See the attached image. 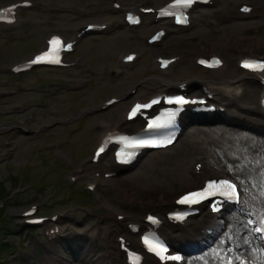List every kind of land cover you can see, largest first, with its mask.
Listing matches in <instances>:
<instances>
[{"label": "rangeland", "instance_id": "rangeland-1", "mask_svg": "<svg viewBox=\"0 0 264 264\" xmlns=\"http://www.w3.org/2000/svg\"><path fill=\"white\" fill-rule=\"evenodd\" d=\"M13 1L15 0H0V6ZM139 1L142 0H124L126 5H133ZM165 1L167 0H152L153 6H159ZM237 1L223 0L220 6L233 10ZM44 2L46 5L58 6L60 11L53 14L35 11L28 15L31 18V26L25 31L13 35H4L0 32V78L6 77L2 71L3 67L34 52L46 31L55 30L71 34L87 21L101 22L107 18L116 20V27L113 34L108 37L89 36L81 43L79 57L86 62V68L96 74L94 81L82 91L74 92L66 87L56 91L49 80L63 82L61 77L64 79L65 77L60 72L46 70L15 82L12 88L17 91V95L10 101H0V109H8L13 104L27 106L25 110L11 118L0 116V144L5 134L11 133L16 136L13 153L0 165V182L5 185L7 192L23 188L25 193L19 199L30 200L38 196L37 200L18 208L20 211L27 209L31 204L39 203L46 214L61 211L68 212L71 216L70 220L64 223L66 229L64 235L67 238L62 243L54 245L56 252L52 254H49L46 248L45 251L42 250L40 242L44 239L43 237L40 239V232L34 231L29 234L23 231L17 234L14 231V236L8 240L19 244L18 249H13L18 250L15 258L19 259L16 263L20 264L23 260L26 264H52L50 258L53 255H58L63 263L69 264H87L88 258L93 256L94 263L98 257L96 256L98 253L95 255L92 253L94 246L97 243L103 244L108 232L118 227L113 221L100 222L98 211L102 210L101 216H105L106 220L115 212L126 214L130 220L141 219L148 211L161 214L165 209L159 208L163 197L154 195L167 194L168 199H172L177 194L199 187L200 183L192 178V166L198 160H204L210 169L229 173L238 181L248 210L255 212L264 224V137L243 128L231 129L220 121L221 118H217L215 123H202L190 127L174 155L153 153L145 157L132 172L116 182H109L108 187L98 193L101 201L95 197L92 202H80L77 199L75 201L72 190L68 188L69 173H77L79 169L88 167L89 156L106 130L103 126L109 125L110 128L120 122L123 108H115L95 117H87L85 111L109 97L123 96L125 91L138 85L140 78L150 75L149 67L153 53H147L145 59L135 69L127 71L124 77L115 82L109 77V69L115 63L117 53L125 48L142 49L143 35L134 36L126 31L121 25L120 14L109 15L100 12L88 19L77 14V9L84 5L99 8L102 0H44ZM201 20V13H198L195 26L190 32L181 33L175 30L154 52L163 55L192 53L189 61L175 71L174 77L189 79L197 85L206 81L222 83L236 77L233 63L245 54L246 49L249 48L255 53L256 46L259 49L258 53L264 52V19L258 17L252 22H242L234 16L220 27L219 34L206 30ZM193 37H198V40H193ZM168 47L176 50H167ZM206 49L225 57L230 69L213 76L198 72L192 60L195 56L205 55L203 53ZM255 55L264 57L256 53ZM91 72L89 73L93 74ZM42 80L48 82L43 83ZM243 90L245 92V86ZM150 91L152 89H144L142 93H147L144 96H148ZM252 104L247 101L244 93L230 106L224 119L231 118L243 122L244 125L255 122L264 130L262 115L260 120L259 116L252 118L253 111H242L248 107L259 110L258 88ZM114 112L116 116L114 120H110L109 116ZM233 113L236 115L233 116ZM243 113L247 115L248 120L242 121ZM236 116L238 119H235ZM16 118H27V125L23 128L15 126L13 121ZM51 123L56 124V127L45 132V126ZM12 177L19 178L21 184L13 187ZM129 198L137 202L139 207L131 209L127 206ZM154 201L160 203L154 204ZM3 204L1 201L0 205ZM108 205L113 211L104 213L103 208ZM4 208L6 216L15 222L16 208L12 209L7 204ZM233 215L236 217L233 219L230 217L225 234L215 239L208 251L194 256L188 264H223L221 249L227 245V240L231 241V229H241L238 222L244 221L245 225V219L252 224L247 216L237 211H234ZM76 218L82 219L83 223L78 225ZM253 227L252 224L246 238L257 243L252 239ZM19 231L20 228H17V232ZM114 238L112 237V244ZM234 246H237L236 243ZM259 246L258 241V247L254 249L260 256ZM121 262L123 264V259ZM105 263L114 264V260L107 258Z\"/></svg>", "mask_w": 264, "mask_h": 264}, {"label": "bare ground", "instance_id": "bare-ground-1", "mask_svg": "<svg viewBox=\"0 0 264 264\" xmlns=\"http://www.w3.org/2000/svg\"><path fill=\"white\" fill-rule=\"evenodd\" d=\"M255 48H256V52L258 53L259 49L256 46H255ZM167 50H174L175 51L176 49H173L172 47H168ZM209 53H210L209 49H206L205 53H203V54H209ZM232 84H233L232 87H235V88L238 87V86H236L235 81H233ZM196 85H197L196 82L193 83V86H196ZM241 85L245 86V96L247 98V101L251 102V104H252L254 101V98H255L256 89L259 87H257V84H254L251 82L242 83ZM259 91L264 92V90L261 88H259ZM252 105H254V104H252ZM246 110H248V112L253 111V113L251 115L252 118H257L258 116H260L258 109H255V108L251 109V107H248V108H246ZM115 116H116V112L112 113L111 116H109L111 118L110 120H114ZM119 124L112 126L110 128H109V125H104L103 128L106 129V131L103 134V136L108 131H111L113 129L118 128ZM244 126H246V125H244ZM130 127L133 130L139 129V126L136 123L131 124ZM248 127L254 128L253 126H248ZM256 133L262 134V133H264V130L258 129L256 131ZM111 182H116V181L114 180ZM157 196L163 197L161 203L154 201V204L160 203L159 208L164 209V207L170 206L171 198L168 199L169 196H167V194L154 195V197H157ZM129 200H130V198H129ZM127 206H130L131 209L139 207L138 203L135 201L133 202L132 200H130V202L127 204ZM168 210H171V208ZM118 230H120V228H116L115 230L111 229L108 232L107 237H105V239H103L104 243L103 244L97 243V245L94 246L92 253L94 255L98 253V255H96L98 257L93 263L92 262L93 256H90L88 258V261L86 262L87 264H96L97 262L98 263H105L107 258L113 259L114 264H122L121 260H122L123 256H125V255H123L121 252H119L118 246L115 243H113L114 245L111 243L112 237L114 238V235L118 232ZM246 233H247V231H245L243 229H238V228H232L231 229V234H232L230 237L231 241L227 240V245L224 246V249H221L223 252L221 254V256H223V264H262V260H261V258H259L258 252L255 250L258 247V243H256L254 240L247 239ZM191 237H193V234H187L184 239L185 240L188 239L190 242H192ZM235 243L237 245L236 247L234 246ZM237 243H239L240 245ZM93 258H95V257H93ZM50 261L52 262V264H69V263H63L60 260V257L58 255H53L50 258Z\"/></svg>", "mask_w": 264, "mask_h": 264}, {"label": "trees", "instance_id": "trees-1", "mask_svg": "<svg viewBox=\"0 0 264 264\" xmlns=\"http://www.w3.org/2000/svg\"><path fill=\"white\" fill-rule=\"evenodd\" d=\"M12 183H13V185L18 184L19 183V179L15 178V177H12ZM6 194H7L6 188L4 187V184L0 182V197L3 198ZM78 197L83 198V197H85V195H83L82 193H79ZM22 202L23 201H18L17 200L15 204L16 205H20V204H22ZM2 214H3V212L0 211V231L3 230V232H6L5 229L7 227V224H6V221L2 218ZM3 246H6V245H3ZM4 264H16V260L14 262L13 261H9L8 262L6 260Z\"/></svg>", "mask_w": 264, "mask_h": 264}, {"label": "snow or ice", "instance_id": "snow-or-ice-1", "mask_svg": "<svg viewBox=\"0 0 264 264\" xmlns=\"http://www.w3.org/2000/svg\"><path fill=\"white\" fill-rule=\"evenodd\" d=\"M181 2L183 4H185V5H190L192 3V0H181ZM51 43L53 45H59L60 44V41L59 40H53ZM50 57H51V53L45 54L44 56L37 57L33 61V63H39V62H41V61H43V60H45L47 58H50ZM129 59H131V58H129ZM56 62H58V60ZM201 62L203 63V61H201ZM243 66L246 67V68H257V67H259L261 69H264V64H262V65H256V64H252V63L245 62ZM189 199H190V197H185L184 198V201H182V202H186ZM160 251H163V249H160Z\"/></svg>", "mask_w": 264, "mask_h": 264}]
</instances>
